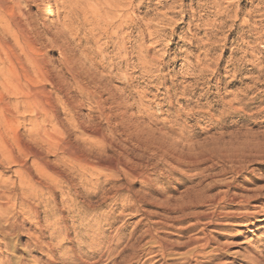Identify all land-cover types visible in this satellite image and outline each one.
Here are the masks:
<instances>
[{
    "label": "rangeland",
    "instance_id": "374dc122",
    "mask_svg": "<svg viewBox=\"0 0 264 264\" xmlns=\"http://www.w3.org/2000/svg\"><path fill=\"white\" fill-rule=\"evenodd\" d=\"M121 1L119 29L126 40L101 41L95 47L106 51L107 60L96 55L94 60L110 65L105 71L91 67L101 84L89 87L105 99L110 94L120 99L125 119L141 125L143 132L130 135L113 120L115 135L110 138L148 181L121 177L105 186L104 178H85L49 155L44 160L64 170L62 176L49 169L34 200L12 202L6 215L0 211V264H154L161 251L151 236L181 244L180 232L195 221L158 205L180 203L187 187L197 183L218 184L210 195L227 190L226 184L238 195L260 191L262 215L247 227L235 223L224 232L236 238L216 262L264 264V165L249 151L251 143L264 141V0ZM50 57L51 70L65 83L60 96L77 104L74 120L100 122L91 101L60 70L59 55ZM152 60L153 65L147 63ZM46 89L56 99L58 125L69 130L70 110L50 86ZM107 109L117 113L112 104ZM179 113L182 119L168 131ZM23 122L29 124L28 119ZM101 125L108 133L105 122ZM70 134L82 144L93 140L75 130ZM14 171L0 166L5 178L15 179ZM119 186L124 189L117 194ZM200 222L206 234L217 236L219 229ZM186 250L171 253L167 263L182 264ZM244 256L255 262L243 261Z\"/></svg>",
    "mask_w": 264,
    "mask_h": 264
},
{
    "label": "bare ground",
    "instance_id": "6f19581e",
    "mask_svg": "<svg viewBox=\"0 0 264 264\" xmlns=\"http://www.w3.org/2000/svg\"><path fill=\"white\" fill-rule=\"evenodd\" d=\"M120 12L121 0H0V166L15 168V179L0 175V211L4 215L14 201L28 203L34 200L35 193L40 191L46 178L44 173L49 169L55 175L62 176L64 170H60L56 164L52 165L50 160H44L49 155L58 157L57 163L70 170L77 168L85 178H104L105 186L118 182L121 177L148 181V177L136 167L127 153L118 150L110 138L115 135L114 127H111L113 120H117L118 125L130 135L143 132L141 125L125 119L120 110L126 106L123 108L120 99L117 100L112 94L105 99L89 87L93 83L99 89L101 84L97 70L91 67L99 66L101 71H105L107 65H110V62L100 64L94 60V55L107 60L106 51L103 49L101 52L95 47L101 41L108 44L110 40H115L119 44L126 40L122 38L119 29L123 24V14ZM115 24L116 31L111 32ZM54 53L61 59L60 70L75 83L80 93H84L83 97L91 101L100 122L95 123L92 118L87 123L74 120L73 113L77 104L70 96H60L65 83L50 68V56ZM137 59L140 58H132L130 62ZM117 62L120 63L119 59ZM147 63L153 65L154 60ZM47 85L56 93L58 101L63 102L71 112L69 130L58 125L56 99L46 89ZM146 98L147 95L142 96L138 102L140 106H144ZM111 104L117 113L107 109V105ZM175 117L174 125L168 131H174L183 116L179 113ZM27 119L29 124L23 122ZM101 122L108 126V133L102 128ZM70 130L84 133L93 140L85 139L82 144L80 140L72 138ZM257 143H251L249 151L253 158L260 157L259 163L264 165V141ZM99 169L103 171L101 176L93 173ZM186 179L188 184L192 182V176ZM217 186L202 187V183H197L187 187L180 203L171 206L170 200H167L158 205L160 209L173 214L180 213L183 219L195 221L180 232L184 234L181 244H170L151 236V241L161 251V259L154 264H168L171 253L185 249L187 252L183 254L182 264H192V261L194 264H228L216 262L222 260L232 245L229 240L236 238L226 236L224 232L232 230L235 223L237 226L250 225L262 215L263 203L258 204L262 199L260 191L238 195L230 190V184L225 185L227 190L210 195ZM17 189L19 194L15 192ZM123 189L124 186L117 187L116 193ZM205 207L210 209L207 212L198 211ZM201 220L207 221L205 226L219 229L215 237L226 239L227 242L220 244L215 237L206 234V228H201ZM241 222L243 224H238ZM244 260L255 262L250 256H244Z\"/></svg>",
    "mask_w": 264,
    "mask_h": 264
}]
</instances>
